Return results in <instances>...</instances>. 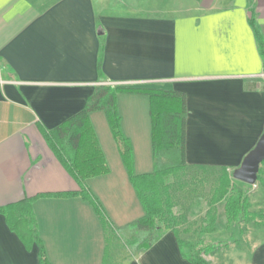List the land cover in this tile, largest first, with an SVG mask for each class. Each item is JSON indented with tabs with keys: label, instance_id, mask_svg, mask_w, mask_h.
I'll list each match as a JSON object with an SVG mask.
<instances>
[{
	"label": "crops",
	"instance_id": "1",
	"mask_svg": "<svg viewBox=\"0 0 264 264\" xmlns=\"http://www.w3.org/2000/svg\"><path fill=\"white\" fill-rule=\"evenodd\" d=\"M168 1V2H167ZM264 0H0V207L35 197L33 210L51 264H103L106 235L92 203L52 196L80 190L47 133L81 111L99 85L185 94L186 159L225 165L230 174L264 133ZM151 98L118 93L122 128L137 174L154 170ZM107 173L86 179L112 224L132 239L145 214L104 110L90 114ZM252 209L264 189L250 188ZM225 217L224 204L218 219ZM132 237V238H131ZM0 211V264H40ZM237 260L264 264V226L245 233ZM188 249H186L187 251ZM217 252V251H216ZM214 252V253H216ZM240 256H243L240 257ZM234 260V261H233ZM122 264H196L171 229L145 250L128 247Z\"/></svg>",
	"mask_w": 264,
	"mask_h": 264
},
{
	"label": "trees",
	"instance_id": "2",
	"mask_svg": "<svg viewBox=\"0 0 264 264\" xmlns=\"http://www.w3.org/2000/svg\"><path fill=\"white\" fill-rule=\"evenodd\" d=\"M256 32L259 49L264 59V41L254 18L250 19ZM122 91L145 92L151 98L152 137L154 170L137 174L134 170V155L130 139L125 135L118 107V93ZM104 110L120 148L130 180L144 207L145 214L131 226L145 233L139 239H126L120 229L108 219L98 199L87 188L86 179L107 173L106 158L91 124L90 114ZM187 104L184 93L161 88H140L122 85H99L87 99L85 107L47 133V138L68 171L77 179L80 190L48 194L52 196L82 197L92 203L100 216L106 235V250L103 264H122L117 259L119 250L135 246L145 250L159 240L166 229H171L178 240L183 255L196 264H210L204 255L214 253L215 245L205 244L203 233L216 231L218 206L224 202L226 228L233 232L238 224L254 222L264 226V211L252 209L250 188L230 174L225 165L189 164L186 159ZM260 187L264 189V161L258 173ZM209 189L207 190V188ZM193 193L206 197L207 211L195 243L182 237L189 232L185 213L176 214L177 193ZM35 197L0 207L12 230L17 232L29 250L34 242L40 244V264H51L39 236L33 210ZM257 218H261L258 220ZM182 226H185L183 229ZM244 232V230H241ZM186 249H188L186 251Z\"/></svg>",
	"mask_w": 264,
	"mask_h": 264
},
{
	"label": "rangeland",
	"instance_id": "3",
	"mask_svg": "<svg viewBox=\"0 0 264 264\" xmlns=\"http://www.w3.org/2000/svg\"><path fill=\"white\" fill-rule=\"evenodd\" d=\"M124 1H127V3L129 2L131 4H136L137 2H141V3L149 2L151 6L157 5L159 7L162 6V4L164 5V3L166 2V0H124ZM247 186L253 187L260 185L257 182L256 184L253 185L247 184ZM208 189L209 187L207 188V190ZM222 204H224V202H221V205ZM207 208L208 205H207L206 197H199L189 192L177 193V205L175 206L174 211L176 214H182V213L186 214L188 218V223L186 225L190 229L189 232H182L183 238L193 243L196 242L197 237L199 236V234H197V231L199 230L200 226L203 224V218L206 214ZM257 219L261 220V218H257ZM184 227L185 226H182L181 228L183 229ZM260 228L261 227L257 226L254 222H250L247 224L242 223V224H238L234 229V231L231 232L226 228V218L220 217L215 232L203 233L200 235V237L203 238L205 244H212L218 248L216 250L217 251L216 253H210L204 256L211 259V261L216 260L217 262H228V259L231 257L232 259L235 258V260L240 262L238 259L239 257L238 255H229V250H230L229 248L233 247L232 251L234 252V247L236 248V247L244 246V238L246 231L257 230ZM241 230H244V232H241ZM133 234L134 237H138L139 239L145 236V233L142 231H137ZM126 239H128V237H126L125 240ZM126 251L127 250H123V249L119 250L117 259L121 260ZM240 257L243 258V256Z\"/></svg>",
	"mask_w": 264,
	"mask_h": 264
},
{
	"label": "water",
	"instance_id": "4",
	"mask_svg": "<svg viewBox=\"0 0 264 264\" xmlns=\"http://www.w3.org/2000/svg\"><path fill=\"white\" fill-rule=\"evenodd\" d=\"M264 161V133L256 145L244 156L241 164L236 167L232 175L235 179L246 184H256L258 173Z\"/></svg>",
	"mask_w": 264,
	"mask_h": 264
}]
</instances>
